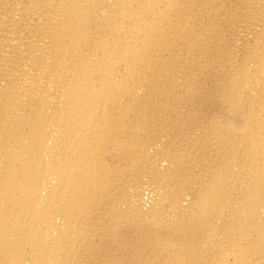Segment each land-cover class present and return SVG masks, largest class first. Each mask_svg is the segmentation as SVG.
<instances>
[{"label":"bare ground","instance_id":"1","mask_svg":"<svg viewBox=\"0 0 264 264\" xmlns=\"http://www.w3.org/2000/svg\"><path fill=\"white\" fill-rule=\"evenodd\" d=\"M0 264H264V0H0Z\"/></svg>","mask_w":264,"mask_h":264}]
</instances>
